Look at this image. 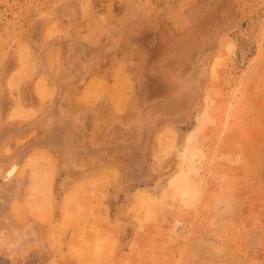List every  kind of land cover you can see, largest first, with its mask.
Instances as JSON below:
<instances>
[{"label":"crops","instance_id":"obj_1","mask_svg":"<svg viewBox=\"0 0 264 264\" xmlns=\"http://www.w3.org/2000/svg\"><path fill=\"white\" fill-rule=\"evenodd\" d=\"M105 13L103 25L109 20ZM101 28L100 21L86 28V44L97 40ZM50 64L36 71L41 74L33 80V100L25 105L16 99L8 111L15 124L27 121L25 131L15 132V155L22 158L12 172L24 190L9 207L12 232L0 229V264H248L246 253L263 236L264 143L237 133L240 123L230 118L216 130L204 107L188 130L166 124L156 132L150 165L132 188V182H120L132 167H121L112 154L101 161L110 141L111 128L106 137L105 129L117 125L132 103L125 62L108 75L93 70L73 97L72 88L65 90L69 110L88 108L94 114L91 135L77 134L74 151L60 146L67 144L62 135L53 137L60 123L42 111L57 90L42 79L44 73L84 71ZM21 72L17 62L15 76ZM215 90L207 87L209 99L217 96ZM74 124L82 130L84 122ZM20 142H27L22 156ZM60 173L86 176L60 182L54 201ZM149 174L155 175L151 181Z\"/></svg>","mask_w":264,"mask_h":264},{"label":"rangeland","instance_id":"obj_2","mask_svg":"<svg viewBox=\"0 0 264 264\" xmlns=\"http://www.w3.org/2000/svg\"><path fill=\"white\" fill-rule=\"evenodd\" d=\"M104 13L109 20L103 25ZM97 21L102 27L97 40L86 44V28ZM121 61L131 79L132 103L117 125L106 127L110 141L101 159L112 154L121 167H132L121 183L137 186L159 129L174 124L186 131L204 107L210 108L216 130L230 118L240 123L237 133L264 143V0H0V229L12 232L9 207L24 190L12 177L22 158L15 155V132L27 127L26 120L15 124V116L8 115L15 100L25 105L33 100V80L41 74L36 71L48 62L52 68L65 63L72 72L84 71L44 73L42 79V85L57 90L42 111L60 123L53 137L62 135L67 144L60 146L74 151L77 134L91 135L94 114L88 108L69 110L65 90L72 88L73 97L93 70L108 75ZM17 62L23 73L15 76ZM211 85L218 90L209 99ZM76 121L84 122L82 130L71 125ZM51 145L59 144L53 139ZM19 147L22 156L27 142ZM83 151L91 153L86 146ZM70 160L65 158L64 168ZM81 176L86 175L58 174L53 200L60 182ZM262 232L259 246L246 253L248 264H264Z\"/></svg>","mask_w":264,"mask_h":264}]
</instances>
